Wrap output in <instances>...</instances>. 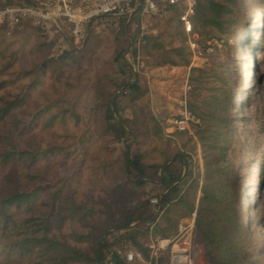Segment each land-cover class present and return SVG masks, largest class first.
Listing matches in <instances>:
<instances>
[{
    "label": "trees",
    "instance_id": "trees-1",
    "mask_svg": "<svg viewBox=\"0 0 264 264\" xmlns=\"http://www.w3.org/2000/svg\"><path fill=\"white\" fill-rule=\"evenodd\" d=\"M194 1L195 14L192 20L201 35L223 46L230 47L233 39L248 46L253 44V63H260L257 53L264 51V46L260 47L261 43L256 38L264 34V25L250 29L252 20L249 18L247 0ZM168 12L167 17L151 16L149 21L157 29V35L144 39L139 47L131 48L134 58L143 57L144 67H158L163 63L188 66L191 63L181 20L185 8L182 4L168 5ZM137 15L133 21L138 20ZM246 33L248 36L243 41ZM130 45L129 40L128 45L113 60L118 69L117 77L97 76L92 90L104 112V121L112 138L126 144V176L137 188L154 183L159 190V204L150 206V200L147 199L132 207H118L119 216L112 219L111 213V218L100 225L96 233L72 231L70 236L73 245L60 237L63 222L69 219L77 227L83 226L88 215L95 211L92 208L84 209L78 194L65 195L67 188L63 182L52 185L47 175L38 172L39 162L50 159L58 149L57 145L41 144L33 147L28 141L24 144L35 125L39 126L40 121L45 124L41 116L62 99H47L45 106L36 112L26 111L30 96L40 91L46 76L54 69V62L44 58L33 67L14 71L13 62L6 61L5 55L0 53V264H107L112 244L122 236L132 239L135 247L148 257L144 241L147 232L143 228L132 227L136 223H142L143 226L154 224L155 233L169 237L174 232L173 220L172 216L165 214L170 210L176 212L177 217L188 216L196 211L195 237L203 246L207 264H254L253 243L248 237L253 223L248 210L246 215L243 212L247 205L243 203V178L238 170V166L246 162L248 139L243 130L245 123L251 121L248 116L235 113L243 103L237 100L240 85H237L238 68L234 59L231 56L222 57L218 45L213 42L217 59L212 67L208 70L191 69V86L196 87L194 82L199 79L207 91L204 106L197 107L205 118L197 131L202 148L204 179L200 187L202 195L196 208L197 188L190 187V198L182 195L183 185H180L187 174H191L187 142H183L184 149H180L171 159L166 157L159 162L149 163L142 154L130 155L129 144L139 137L128 120L120 115L119 101L126 96L133 100L141 99L147 91L143 73L136 72L124 57ZM68 59L74 58L68 54L61 56L60 61L56 62L58 68L65 69ZM255 90L256 87H252L244 91V103L253 100ZM118 91L121 92L118 94ZM189 105L190 111L196 113L190 101ZM25 114L31 115L29 120L24 119ZM54 118L48 126L54 125ZM259 118L261 122L257 120L255 125L259 128L256 142L257 148H260L259 156H264V114ZM254 131L252 128L251 134ZM180 137L184 140L185 134ZM177 161L182 168L188 169L184 177L173 169ZM156 180L158 182L155 183ZM263 182L264 179L260 183V191ZM72 186L70 183L68 189ZM166 208L165 214L156 220L157 214L163 213ZM260 220L264 229V216ZM89 241L94 243L92 249L80 246ZM112 263L131 264L117 253L113 255Z\"/></svg>",
    "mask_w": 264,
    "mask_h": 264
},
{
    "label": "rangeland",
    "instance_id": "rangeland-1",
    "mask_svg": "<svg viewBox=\"0 0 264 264\" xmlns=\"http://www.w3.org/2000/svg\"><path fill=\"white\" fill-rule=\"evenodd\" d=\"M80 1L75 0L76 3ZM31 2L32 0H0V7ZM247 4L249 18L252 20L250 29L264 25V10H262L264 0H247ZM194 14L191 17L193 32L190 35L197 45L194 51L190 46L189 35L184 29L186 50L191 56V63L188 66L163 63L158 67H144L143 57L132 56V47H139L144 39L158 33L149 21L150 17L145 19V23L154 32L145 36H142V23L140 16L137 15L138 20L131 22L125 17L101 19L88 27L86 39L80 42L70 38L68 31L57 32L54 28L33 26L30 23H25L19 29L0 28V53L5 55L6 61L13 62L14 71L33 67L44 58L52 59L54 62V69L46 76L40 91L30 96L26 111L36 112L45 106L47 99L55 101L59 99L58 97L62 99L58 100L59 103L50 106L45 115L41 116L45 124L39 120L40 125L34 126L29 139L26 138L24 144L28 141L33 147H39L41 144L57 145L58 149L50 159H42L39 162L38 172L47 175L52 185L57 184L58 181L63 182L62 184L67 188L65 195L78 194V200L83 203L84 209L92 208L95 211L94 214L88 215L83 226L77 227L76 223L69 219L63 222L60 237L67 243L74 244L70 236L72 231L93 234L101 228L100 225L111 218V213L112 219H116L119 216L118 207H132L147 199L152 206L153 199L159 200V190L154 183L137 188L126 176L124 165L126 144L112 138L104 121V112L97 104L92 90L97 76L117 77L118 69L113 60L128 45L129 40L131 45L124 57L133 65L136 72L143 73L144 86L147 89L141 99L133 100L130 96H126L119 101L120 115L128 120L132 130L139 137L137 141L130 142V155L142 154L144 160L149 163L159 162L166 157L171 159L180 149H184L183 142H187L186 150L190 154L191 174H187V167L182 168L178 161L174 163L173 169L182 173L183 177L187 174L180 182V185H183V196L188 195L192 198L189 189L192 186L194 189L197 188L196 208L198 207V200L202 195L200 187L204 179V162L197 131L205 117L197 107L204 106L207 91L200 84L199 79L194 82L196 87H192L190 75L192 68L208 70L212 67L217 59V52L212 45L214 42L219 47L220 55L224 58L231 56L238 68L236 80L240 87L237 91V100L243 105L241 107L239 105L235 113L248 116L251 121L245 123L243 130L248 139L246 162L242 166L239 165L238 170L243 178V203L247 205L243 212L246 215L248 210L247 213L253 223L248 237L253 243L254 264H264V229L260 220V217L264 216V184L261 191L259 190L260 183L264 179V156H259L258 153L260 148H257L256 133L259 132V128L255 126L257 120L258 123L261 122L259 117L264 114V51L259 49L257 60L260 63L254 64L251 52L253 44L248 46L233 39L230 47L223 46L201 35L200 30H197L193 24ZM247 36L248 33L243 35V41ZM256 40L261 43L260 47L264 46V34H260ZM67 54L74 59L66 60L65 69H59L56 62ZM252 87H256L253 100L246 104L244 91ZM120 92L118 91V94ZM185 94L196 113H192L194 120L191 122L190 131H179L173 121L180 115V102ZM54 116V125L48 126ZM30 117L31 115H24L25 120H29ZM252 128L255 131L251 134ZM181 134H185L184 140L181 139ZM70 183L73 186L68 189ZM152 210L154 211L155 208ZM156 210L158 211L159 207ZM165 211L167 208L163 213L157 214L156 220L159 216H163ZM165 216H172L173 220L174 232L169 237L155 233L154 224L143 226L142 223H136L132 227L143 228L147 232L144 241H146L148 257L135 247L132 239L122 236L112 244L107 255V264H113L115 253L125 258V254L131 251L140 253L143 257V260L129 262L131 264H170L172 255L179 254V252L172 254L174 245L189 248L182 257V260L187 257V264H207L203 246L195 237L196 211L188 216L177 217L176 212L170 210ZM162 240H169V246L158 252L156 256L151 246H157ZM93 245L94 243L89 241L80 246L83 249H92Z\"/></svg>",
    "mask_w": 264,
    "mask_h": 264
},
{
    "label": "built area",
    "instance_id": "built-area-1",
    "mask_svg": "<svg viewBox=\"0 0 264 264\" xmlns=\"http://www.w3.org/2000/svg\"><path fill=\"white\" fill-rule=\"evenodd\" d=\"M182 4L185 12L181 17L184 29L189 35L190 46L193 51L196 44L191 38L193 26L191 17L194 14V0H32L29 4H11L0 7V28L15 29L25 23L44 28H54L57 32L68 31L70 38L76 42L86 39L87 29L99 20L125 17L129 22L138 13L142 23V36L154 32L145 23V19L151 16L165 17L168 15V5ZM180 115L173 121L179 131H190L194 116L189 108V100L185 94L180 102ZM153 205H158L159 200L153 199ZM169 240H162L158 245L151 246L155 255L169 246ZM189 251L188 247L174 245L170 264H187V257L182 260L183 254ZM120 253V252H119ZM125 258L128 262L137 259L143 260L140 253L127 252Z\"/></svg>",
    "mask_w": 264,
    "mask_h": 264
}]
</instances>
